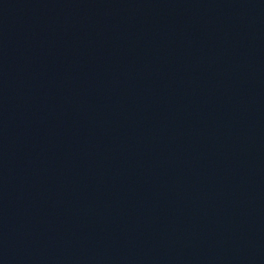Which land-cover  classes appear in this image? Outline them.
<instances>
[{"label":"water","instance_id":"1","mask_svg":"<svg viewBox=\"0 0 264 264\" xmlns=\"http://www.w3.org/2000/svg\"><path fill=\"white\" fill-rule=\"evenodd\" d=\"M0 264H264V0H0Z\"/></svg>","mask_w":264,"mask_h":264}]
</instances>
